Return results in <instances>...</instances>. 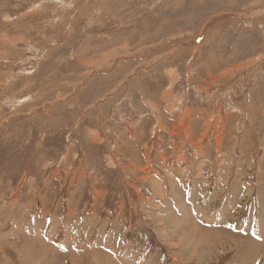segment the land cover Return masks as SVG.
<instances>
[{"label": "rangeland", "instance_id": "374dc122", "mask_svg": "<svg viewBox=\"0 0 264 264\" xmlns=\"http://www.w3.org/2000/svg\"><path fill=\"white\" fill-rule=\"evenodd\" d=\"M0 264H264V0H0Z\"/></svg>", "mask_w": 264, "mask_h": 264}, {"label": "bare ground", "instance_id": "6f19581e", "mask_svg": "<svg viewBox=\"0 0 264 264\" xmlns=\"http://www.w3.org/2000/svg\"><path fill=\"white\" fill-rule=\"evenodd\" d=\"M207 218H208V217H207ZM206 220H208V219H206ZM193 228H194V227H193ZM197 228H198V227H197ZM190 229H191V228H190ZM201 229H202V228H201ZM201 229H200V230H201ZM198 230H199V229H198ZM198 230H195V231H198ZM202 230H203V229H202ZM202 230H201V231H202ZM188 231H189V230H188ZM195 231H194V232H195ZM192 232H193V230H192ZM192 232H190V233L192 234ZM194 232H193V233H194ZM188 233H189V232H188ZM196 233H197V232H196ZM205 233H206V232H205ZM185 234H186V232H185ZM195 235H196V234H195ZM185 237L188 238V235H186ZM195 237H196V236H195ZM210 238H211V237H210ZM200 239H201V238H200ZM202 239H204V238H202ZM228 239H229V238H228Z\"/></svg>", "mask_w": 264, "mask_h": 264}, {"label": "snow or ice", "instance_id": "6c2138e0", "mask_svg": "<svg viewBox=\"0 0 264 264\" xmlns=\"http://www.w3.org/2000/svg\"><path fill=\"white\" fill-rule=\"evenodd\" d=\"M66 250V249H65Z\"/></svg>", "mask_w": 264, "mask_h": 264}]
</instances>
